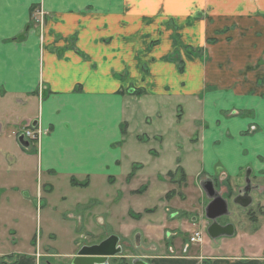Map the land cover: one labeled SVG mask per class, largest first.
Instances as JSON below:
<instances>
[{
	"label": "crops",
	"instance_id": "crops-1",
	"mask_svg": "<svg viewBox=\"0 0 264 264\" xmlns=\"http://www.w3.org/2000/svg\"><path fill=\"white\" fill-rule=\"evenodd\" d=\"M225 1H217L225 3V8L218 9L215 0H0V100H13V111L14 108L31 109L30 116L24 121L26 126L36 121V129L43 131L36 142V150L32 152L25 151L19 139L7 140L14 147L5 150L3 157L7 167L20 166L24 172L29 164L36 167L45 181L41 192L47 188L53 191L60 185L88 189L104 183L116 184L119 176L124 175L127 181L132 172L134 175L130 179L141 177L147 163L134 159L135 150L141 144L159 155L156 148H151L143 140L144 136L148 141L153 138L160 142V146L166 136L161 122L157 123V134H147L148 115L145 111H162L163 119L170 111L167 104H163L161 110L159 99L173 97L177 105L174 104L170 113L180 108L189 111L187 126L191 129L195 127V117L208 118L213 122L212 130H206L207 137L205 129L199 131L197 141L188 138L190 142H196H192L194 153L186 161L179 148L167 147L171 149L169 157L173 156V151L175 155L169 162H163L162 168L156 166L157 171L162 172L158 174L165 176L181 166L191 184L217 176L237 180L246 170L254 180L264 179V84H260L264 82V0H234L231 7ZM34 8L44 11L46 22L43 27L33 18ZM196 17L206 19L199 30L200 42L207 36L213 37L217 31L239 24L233 35L234 52L213 57L215 59L208 67L209 75L205 77L206 84L216 85L220 91L209 92L206 102L203 98L201 103L195 102L201 99L197 92L179 93L177 90L169 93L168 88L151 81L153 75L149 78L145 73V79L124 78L128 73L125 70L131 68L133 61L139 62L137 68H143L145 65L142 64L147 63L148 69L166 67L177 71V64L169 62L166 57L175 49L171 37L178 39L181 32L176 29L172 33L167 28L165 31V21L170 19L181 24L182 32H193L194 24L186 26L190 27L187 29L181 21L196 20ZM164 32L168 38L164 49L168 54L153 56L154 49L149 50L151 39ZM132 37L140 38V41L132 40ZM143 51L141 62L138 59ZM230 60L234 63L231 61L228 70L226 64ZM225 71L229 73L227 76ZM131 87L144 92L136 95L129 91ZM221 100L228 103L227 109L240 100L243 104L236 102L241 106L239 109L252 110L248 112L255 117L221 118L225 123L221 128L230 131L220 136L221 131L215 130L218 120L214 118H219L216 104L218 106ZM142 102L150 109L143 108ZM197 106L200 108L196 110ZM3 111L12 109L8 106ZM235 118L234 126L228 127L227 123ZM253 122L261 127V131L254 136H245L243 131ZM137 126L139 134L135 139L130 138ZM3 129L4 125L0 123V133ZM167 129H171L172 134L167 137L165 145L172 140V147H176L177 137L172 127ZM145 154L152 162L151 154ZM128 156H131L132 168L125 170L122 161ZM234 157L238 159L234 161ZM139 164L142 169L136 170ZM166 164L171 168L168 171L164 170ZM72 177L89 183L85 187L73 186ZM137 190L126 189L129 194ZM166 209L167 204L162 209L163 214L170 215V218L176 216L175 213L171 215L174 211ZM160 223L162 225V221ZM82 244L76 245L77 249ZM34 245L40 249L41 243L36 240ZM173 247L177 249V246ZM171 250L163 251L152 246L151 253L137 257L147 264H199L200 256L204 257L203 264H264V256L255 254L237 256L203 252L201 255H179ZM34 254L28 250L20 254L22 257L17 264H34L31 257ZM76 254L74 251L67 255L72 259ZM126 258L122 264H131L135 260L132 256Z\"/></svg>",
	"mask_w": 264,
	"mask_h": 264
},
{
	"label": "rangeland",
	"instance_id": "rangeland-1",
	"mask_svg": "<svg viewBox=\"0 0 264 264\" xmlns=\"http://www.w3.org/2000/svg\"><path fill=\"white\" fill-rule=\"evenodd\" d=\"M217 1L215 0V4L218 9L225 8L223 7L225 3ZM225 2L229 3L231 7L234 0H226ZM33 15V18L35 17V20H38L39 25L43 27L46 22L44 11L34 8ZM199 17H196V20L181 21L183 24H186L185 27L194 24L195 28L193 32H182L181 24L178 23L177 25V22L173 23V20L170 19L165 21V31L171 29L173 33L178 29L179 33L181 32V37L178 39L177 37L170 36L171 44L175 45V49L169 52V55L166 57L169 62L177 64V71L175 68L166 67L148 69L149 65L147 63L142 64L145 65L143 68H137L139 62L133 61L134 64L131 68L125 70L128 73L124 74V78L129 76V78L145 79L147 75L149 78L153 75L151 81L154 84L157 82V86L168 88L167 91L172 94L177 90L180 91L179 93L197 92V95L201 99L195 102L201 101V103L203 102V98H205L206 102V95L209 92L220 91L216 85L206 84L205 77L209 75L208 67L214 61L215 58L213 59V57H219L220 53L231 54L234 52L235 43L233 35H235L239 24L217 31L213 37L207 36L203 42H200L199 30H201V25L203 22L205 23L206 19L200 20L198 19ZM186 28L189 29L190 27ZM164 34L165 32L162 35L160 34L156 39H151V48L149 50L154 49L153 56L168 54L164 49L168 38ZM139 39L132 37V40L140 41ZM141 39L144 40V38ZM144 54L145 52L143 51L141 59H138L139 61H143ZM231 61L226 64L228 70L231 69ZM232 62L234 63V61ZM163 64L169 63L163 62ZM179 65L183 69L179 68ZM228 74L226 72V76ZM121 76L117 75V77ZM260 84H264V82H260ZM131 90H133V87L129 91ZM221 101L218 106L216 104L219 118H214V120H218L215 122V130L221 131L220 136L230 131L221 128L225 124L221 118L226 116L255 117V115H252V112H248L252 110L246 109L241 111L239 109L241 106H238V104H243L240 100H236L238 104L234 102L236 105L232 104V108L230 109H227L228 103L225 100ZM176 102L173 97L163 98L159 99V106L163 110L162 105L167 104V110L171 112L174 104L177 105ZM231 103H233V100ZM12 104L14 105L13 100H7L6 102L0 100V123L4 125V129L0 133L1 264H17L19 258L22 257L20 254L27 252V250L35 252L31 256L34 264H70L71 258L67 254L74 251L77 252L76 245L80 243L98 244L100 241L102 242L107 239L108 234L117 235L124 244H127V247L123 246L122 248L123 253H127L128 256L151 253L152 246H156V248L158 247L159 250L163 251L172 246H177L176 251L177 253L179 252V255L187 253L201 255L203 252L205 254L211 252L214 255L239 254L245 256L255 254L257 256H264V179L255 180L261 185L260 189H262V193H259V191H257L259 194L254 192V201L249 207L241 209L236 205H232L229 209L231 216L229 218H219L220 223L230 220L235 225V234L230 237L225 236L213 239L205 231L206 219L203 207L205 203L208 204L207 200L209 198L207 195L205 196L200 181L191 184L188 179L185 181H174L168 175L162 176L158 174L162 172L160 170L157 171L156 166L161 165L160 168H162L163 162H169L175 155V151H173V156L169 157L171 149L169 150L167 147L179 148L178 150H180V155H183L182 159L184 161L187 160L189 155L194 153L192 142L194 143L199 139L196 135L201 130L205 129V131H209L212 128L213 122L209 121L208 118L203 120L201 117H195V127L191 129V127L187 126V123L190 121V115L185 105L186 111H183L182 108L178 110L180 115L178 111H176L177 114L176 112H169L163 119H161L162 111H145L148 115L147 134L150 136L157 134V123L161 122V126L164 125L166 129L164 131L166 136L162 146H160V142H156L153 138L148 141L147 137L144 136L143 140L151 148H156L160 152L159 155H156L154 150L152 152L148 151L141 144L135 150L137 155L134 159L147 163L144 171L141 173V177L139 176L133 180L132 178H127L126 181L125 176L122 175L118 177L116 184L104 183L88 189H75L69 185L66 186L68 187L67 189L60 185L55 187L53 191L51 188H47L46 191L43 190L41 192L40 189H44L45 181L36 167L34 168L29 164L25 172L20 166L9 168L3 157L5 150H13L14 148L10 141L7 140L10 138L17 139L16 134L28 130L24 121L31 114V109L28 108H14L13 111ZM8 106L12 111H3ZM141 106L145 109H150L146 108L143 102ZM199 108L197 106L196 110ZM181 111L184 112L182 116ZM178 115L179 117L181 116V121L179 122ZM236 120L237 118L231 119V122L227 123V126H234L232 123H235ZM251 125L246 131H243L245 136H254L261 131V127L256 122H253ZM168 126L172 127L174 136L177 137L178 144L176 147H172V140H169L165 145L167 137L172 134L171 129H167ZM39 130L43 133L41 129ZM139 132L138 126L133 128L130 138L133 136V139H135V136ZM188 138H193L192 140L196 141L190 142ZM35 142L32 140L30 149H23L28 152L36 150L37 145ZM23 149L22 151L24 152ZM145 152L151 154L153 157L152 162L148 160ZM250 154H252L251 151ZM131 156L122 161V166L125 170L132 168V164L130 163ZM237 157H234V161L239 158ZM229 159H232V157ZM169 166V164H166L164 166L166 169L164 170H170ZM20 169H22L21 173ZM137 169H142V166L140 164L139 166L137 165ZM235 180L233 178L229 180L233 188ZM79 181L86 180L79 179ZM237 182L242 184L243 179H237ZM128 187L138 188L139 192L136 191L129 194V191H126ZM51 191L53 192L52 194ZM233 191L236 193L237 188H234ZM166 204L168 210L174 211L171 215L176 214L173 218H170V215L166 216L163 214L162 209ZM163 215H165V220ZM161 221L162 225H160ZM182 223L183 230L181 229ZM164 224L168 228L163 227ZM139 232L141 234V245L138 247L136 246V235ZM173 232L176 234L175 237L168 239V236L171 237L172 235L170 233ZM196 232H202V240L192 242L191 237ZM167 233L170 235H167ZM180 236H183L184 240L189 243V246L192 247V249L189 248L191 250H181L185 242L183 237L181 238ZM233 238L234 240H232ZM36 240L38 243H41L40 249H38L37 245H34ZM75 240L76 243L74 245ZM36 246L37 248H35ZM126 259L123 258V260ZM116 260L115 258L114 262H117ZM198 260H201L199 264H203L204 257L200 256Z\"/></svg>",
	"mask_w": 264,
	"mask_h": 264
},
{
	"label": "water",
	"instance_id": "water-1",
	"mask_svg": "<svg viewBox=\"0 0 264 264\" xmlns=\"http://www.w3.org/2000/svg\"><path fill=\"white\" fill-rule=\"evenodd\" d=\"M20 141L24 146H29V142L25 141L23 136L20 137ZM201 187L211 200L205 208L206 218L212 221L207 228L208 235L213 239L233 236L235 234V225L233 223L223 225L218 221L219 218L229 214L227 199L215 188L211 178L202 181ZM250 190L251 187L247 186L244 192H240L234 199L235 203L244 208L249 207L253 203ZM118 241L119 238L112 235L98 244L84 245L77 255L73 257L71 264H109V258L122 251V248L118 246ZM133 264L147 263L143 259L138 258L134 260Z\"/></svg>",
	"mask_w": 264,
	"mask_h": 264
},
{
	"label": "flooded vegetation",
	"instance_id": "flooded-vegetation-1",
	"mask_svg": "<svg viewBox=\"0 0 264 264\" xmlns=\"http://www.w3.org/2000/svg\"><path fill=\"white\" fill-rule=\"evenodd\" d=\"M242 179H243V183L242 184H239L238 182L236 183V180H235V185H234V188H237V192L236 193H234V191H233V187L230 185V183H229V180H231V179H222L221 177H219V176H217V177H211V179L213 180V182H214V185H215V188L219 191V193L224 197V198H226L227 199V201H228V205H229V209H230V206H234V205H236V206H238V207H240L241 209L243 208L241 205H239V204H237V203H235V201H234V199H235V197L240 193V192H244L245 191V188L247 187V186H250L251 187V195H252V198H253V195L257 192V191H259V193H262V189H260V187H261V185L258 183V182H256V181H258V180H254V178L252 177V174H250L249 173V171L248 170H246L245 172H244V176L242 175V177H241ZM247 181H248V183H247ZM226 182V183H225ZM223 183H225V184H223ZM225 188H227V190H225V192H224V189ZM255 192V193H254ZM258 193V192H257ZM258 193V194H259ZM204 194H205V196H206V193L204 192ZM209 198V197H208ZM211 200H210V198L207 200V203H209ZM253 201H254V199H253ZM257 201V200H256ZM208 204H206L205 203V205H204V208H203V213H204V215H205V208H206V206H207ZM229 216H231V214L229 213L228 215H226V216H223V217H221V218H229ZM205 219H206V229H205V231H206V233L208 234V232H207V228H208V226L211 224V220H208L207 218H206V216H205ZM218 221H219V219H218ZM205 222V221H204ZM228 223H232V222H230V220H227V221H225V222H223V223H221V224H223V225H226V224H228ZM235 231H236V229H235ZM170 234H172L171 235V237L170 236H168V239H171L172 237H175V233L173 232V233H170ZM169 233H167V235H170ZM112 234H108L107 235V237H109V236H111ZM106 237V238H107ZM140 238H141V234L140 233H137V235H136V246H140L141 245V242H140ZM183 240H184V237H183ZM186 241V240H185ZM184 241V242H185ZM101 242V241H100ZM84 245H90V243H84V244H82V245H80V247L77 249V253H78V251L81 249V247L82 246H84ZM118 246H120V247H123V246H125V247H127V244H124V242L123 241H119V243H118ZM190 246H189V243L188 242H185V244H184V249H188ZM174 250L173 252H176V250L174 249V247L172 246V247H170V248H168L167 250ZM171 250V251H172ZM122 251H123V248H122ZM137 255H140V254H134V256H132V257H134L135 258V260L136 259H138V258H141V257H137ZM76 255H74V257H75ZM126 256H128V254L127 253H122L121 255H118V256H111L110 258H109V264H114V263H116V264H122V262H124V260H123V258H126ZM117 259L116 261L118 262H114V259ZM118 259H120V260H118ZM72 260H73V258L72 259H70V264H71V262H72ZM134 262V261H133ZM133 262H131V264H133Z\"/></svg>",
	"mask_w": 264,
	"mask_h": 264
},
{
	"label": "trees",
	"instance_id": "trees-1",
	"mask_svg": "<svg viewBox=\"0 0 264 264\" xmlns=\"http://www.w3.org/2000/svg\"><path fill=\"white\" fill-rule=\"evenodd\" d=\"M180 65H179V68L183 69V67H181ZM131 91H133V93L139 94V95H141L144 92L142 89H133ZM123 132H125V131H123ZM31 142H32V140L29 141V146L28 147H24L23 146V148L30 149L31 148ZM133 174L134 173L132 172L131 175L129 176V178L132 177ZM167 175L170 177V179L172 178L174 181H185L186 180V173L184 171V168L181 167V166H178L175 171H169ZM176 178H178V179H176ZM88 183H89L88 181L80 182V181L76 180L74 177L71 178V184L73 186L85 187V186L88 185ZM137 192H139V190H137Z\"/></svg>",
	"mask_w": 264,
	"mask_h": 264
},
{
	"label": "built area",
	"instance_id": "built-area-1",
	"mask_svg": "<svg viewBox=\"0 0 264 264\" xmlns=\"http://www.w3.org/2000/svg\"><path fill=\"white\" fill-rule=\"evenodd\" d=\"M16 136H19V134H16ZM41 136V132H35L31 130H27L24 133V137L27 139H38ZM202 240V232H196L194 236L191 237L192 242H199Z\"/></svg>",
	"mask_w": 264,
	"mask_h": 264
},
{
	"label": "bare ground",
	"instance_id": "bare-ground-1",
	"mask_svg": "<svg viewBox=\"0 0 264 264\" xmlns=\"http://www.w3.org/2000/svg\"><path fill=\"white\" fill-rule=\"evenodd\" d=\"M204 180H205V179L201 180V182L204 181ZM201 182H200V183H201ZM112 235H115V234H112ZM112 235H111V236H112ZM115 236H117V235H115ZM117 237H118V236H117ZM118 238H119V237H118ZM119 241H120V238H119ZM119 241H118V243H119ZM119 247H120V246H119ZM121 248H122V247H121ZM122 253H123V251H121L120 253H118L117 255H114V256L121 255ZM76 255H77V254H76Z\"/></svg>",
	"mask_w": 264,
	"mask_h": 264
}]
</instances>
